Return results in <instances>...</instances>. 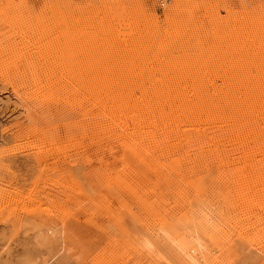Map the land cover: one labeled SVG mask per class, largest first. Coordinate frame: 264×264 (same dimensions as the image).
I'll return each mask as SVG.
<instances>
[{
    "label": "rangeland",
    "instance_id": "obj_1",
    "mask_svg": "<svg viewBox=\"0 0 264 264\" xmlns=\"http://www.w3.org/2000/svg\"><path fill=\"white\" fill-rule=\"evenodd\" d=\"M170 1L0 0V264H264V0H186L189 42L150 17ZM119 13L157 32L148 60L82 57ZM153 60L201 71L183 79L199 107Z\"/></svg>",
    "mask_w": 264,
    "mask_h": 264
},
{
    "label": "bare ground",
    "instance_id": "obj_2",
    "mask_svg": "<svg viewBox=\"0 0 264 264\" xmlns=\"http://www.w3.org/2000/svg\"><path fill=\"white\" fill-rule=\"evenodd\" d=\"M158 2H159V4H160V6L162 7V6H164V5H166V4H170V0H158ZM151 4H152V2H151ZM153 5V4H152ZM159 6V7H160ZM148 7H150V6H148ZM191 8L193 7V6H190ZM189 7V5H187V3H186V0H176V3L174 4V7H172V9L169 11V12H162V14H158V13H156L155 11H153V10H149V12H150V17H151V19L152 20H166L167 22H169L172 26L171 27H173L174 28V31H175V35L174 36H176V37H179L181 34H184V33H186L187 35H185L184 36V38L186 39L187 38V40H184L185 42H189L190 40V38H192V36H193V34L192 33H194V31H196V28H195V26L193 25V23L191 24V21L193 20V17H194V15H193V13L191 12V8ZM170 9V8H169ZM193 9V8H192ZM106 10V9H105ZM110 13V12H109ZM142 13V12H141ZM227 13H228V15L230 16V19H232V22H229L230 24L231 23H233V24H236V20H235V17L233 16V14L231 13V11L229 10V8H227ZM71 14V13H70ZM103 14V13H102ZM126 14H128V13H126ZM105 15H107L108 16V13L107 12H105L104 13V16ZM110 15V14H109ZM124 15V14H123ZM129 15V14H128ZM131 15V14H130ZM236 15V14H235ZM103 16V17H104ZM111 16V15H110ZM137 16V15H136ZM106 17V16H105ZM122 17V14L121 13H119L117 16H116V14H114V16H111V17H109V18H107L108 20L106 21V25H105V27H108V29H109V31H110V29H111V27H112V25H114L113 23H115L114 22V20H117V28L116 29H112L110 32H109V36L108 37H106V34H105V37H106V39L105 40H102V42H101V32H97V30L96 29H94V28H96V27H98V28H100L101 27V23H100V25L98 24V26H93L92 24H97V22L94 20V19H91V18H88V19H85V23H86V27L88 28L87 30H89V29H91L90 27L92 26V27H94L92 30H93V32H91V33H88V37L90 38L91 36H93L94 37V41L92 42V43H90V44H92V45H94V48H93V55H81L82 57H86V60H88L89 58H97V59H99V60H101V59H105V61L107 60L109 63L110 62H113V61H115V59H113V58H110V56L111 55H114L115 54V56H116V58L117 59H121V58H125V59H128L127 61H129V60H134V59H136V57H137V54H141V53H144V52H141L142 50H145V52H146V54H143L144 56H143V58L144 59H147V50L148 49H152L149 45H153V40L155 41V36H156V34H157V32H154V31H151L150 29L145 33V31H144V26H142L141 24H139V23H137V22H133V19L131 18V17H129L128 18V20H130V21H128V22H126L127 24H125V25H123V24H120V22H119V20H121L120 18ZM74 18V17H73ZM93 18V17H92ZM126 18H127V16H126ZM125 18V19H126ZM134 18V17H133ZM240 18L241 19H243V21L246 19H248L247 17H243V16H240ZM137 19V18H136ZM68 20H69V22H70V24H71V22H73V21H71V20H73V19H69L68 18ZM98 20V19H97ZM135 20V19H134ZM99 21V20H98ZM126 21V20H125ZM104 22H105V20H104ZM124 22V21H123ZM139 22V21H138ZM193 22V21H192ZM84 23V24H85ZM213 23V22H212ZM258 23H259V21H258ZM169 24V25H170ZM216 24H218V22L216 21V23L214 24V25H216ZM224 24H228V21L226 22H224ZM72 25V24H71ZM108 25V26H107ZM147 26H150V25H147ZM202 26V25H201ZM207 26V25H206ZM245 26V21H244V24L241 22V24H239V26L238 27H236V26H234V28L236 27V28H238V29H236L237 30V32L239 31V33H241L242 32V29H240V28H242V27H244ZM152 27V26H151ZM205 27V26H204ZM203 27V28H204ZM217 27V26H216ZM80 28H82V27H80ZM113 28H115V27H113ZM147 28V27H146ZM202 28V29H203ZM78 30V29H77ZM81 30V29H80ZM85 30V29H84ZM158 30V29H157ZM217 30V29H216ZM219 30H221V29H219ZM225 30V29H224ZM224 30H223V32H224ZM76 31V30H75ZM79 31V30H78ZM203 31H205V30H203ZM235 31V30H234ZM80 32V31H79ZM81 32H82V30H81ZM148 32H150V34L148 33ZM209 32V31H208ZM222 32V31H221ZM262 32V31H261ZM206 33V32H205ZM210 33V32H209ZM218 33V32H217ZM239 33H237V35L239 34ZM87 34V33H86ZM195 34V33H194ZM224 34V33H223ZM222 34V35H223ZM226 34V33H225ZM233 34V33H232ZM257 34V33H256ZM79 35H82V34H77V36H79ZM84 35H85V33H84ZM207 35V33L206 34H203L202 36H201V38H205V36ZM218 35V34H217ZM228 35V34H227ZM234 35V34H233ZM236 35V34H235ZM209 36H210V34H209ZM223 36H225V35H223ZM222 36V37H223ZM259 36V35H258ZM173 37V36H172ZM183 37V36H182ZM194 37V36H193ZM198 37V36H197ZM200 37V36H199ZM207 37V36H206ZM212 37V36H211ZM220 37H221V35H220ZM235 37V36H234ZM225 38V37H224ZM229 38V37H228ZM227 38V39H228ZM231 38V37H230ZM229 38V39H230ZM236 38H237V36H236ZM240 38V37H239ZM103 39V38H102ZM178 39V38H177ZM241 39V38H240ZM246 39V38H245ZM176 40V39H175ZM196 41H197V39H195ZM213 40V39H212ZM236 40V39H235ZM243 40V39H242ZM165 41V40H164ZM183 41V40H182ZM203 41V40H202ZM210 41V40H209ZM226 41H228V40H226ZM226 41H224V42H226ZM234 41V40H233ZM238 41V40H237ZM241 41V40H240ZM172 42V41H171ZM175 42V41H174ZM199 42V41H198ZM231 41H229L228 43H230ZM235 42V41H234ZM242 42H244V41H242ZM163 43V42H162ZM166 43V42H165ZM210 43V42H209ZM215 43V42H214ZM246 43V42H245ZM72 44H77V43H73L72 42ZM88 43H86V42H82V43H79V44H77L78 45V47H79V49H82V48H84L86 45H87ZM211 44V43H210ZM235 44V43H234ZM244 44V43H243ZM181 45V44H180ZM72 46V45H71ZM71 46H70V48H71ZM238 46H240V45H238ZM73 47V46H72ZM78 47H77V49H78ZM150 47V48H149ZM215 47V46H214ZM225 47V46H224ZM244 47H245V45H244ZM227 50V49H226ZM248 50V49H247ZM260 50V49H259ZM245 51V50H244ZM151 52V51H150ZM206 52H207V50H206ZM236 52V51H235ZM246 52V51H245ZM114 53V54H113ZM165 53V52H164ZM223 53V52H222ZM229 53V52H228ZM244 53V52H243ZM153 54V53H152ZM159 53H157V55H158ZM162 53H160L159 55H161ZM235 54H237V53H235ZM249 54V53H248ZM150 55H151V53H150ZM150 55H148L149 57H151ZM156 55V54H155ZM158 55V56H159ZM231 55V54H230ZM253 55V54H252ZM251 55V56H252ZM260 55V54H259ZM257 56V58L259 59V57L260 56ZM77 56V55H76ZM152 56H154V55H152ZM247 56V55H246ZM251 56H250V58H251ZM262 56V55H261ZM66 57V56H65ZM146 57V58H145ZM161 57H162V55H161ZM163 57H164V54H163ZM221 57V56H220ZM254 57V56H253ZM252 57V58H253ZM256 57V56H255ZM61 58V57H60ZM77 58V57H76ZM88 58V59H87ZM141 58V57H140ZM152 58V57H151ZM155 58V57H154ZM260 58H262V57H260ZM78 59H79V57H78ZM84 59V58H83ZM124 59V60H125ZM163 59V58H162ZM168 59V58H167ZM170 59V58H169ZM235 59V58H234ZM242 59V58H241ZM255 59V58H254ZM257 59V60H258ZM61 60H63V59H61ZM71 60V59H70ZM73 60V59H72ZM90 60H92V59H90ZM148 60V59H147ZM155 60V59H154ZM153 60V62H150L151 64L150 65H147V64H145V62L146 61H144V63H142L141 62V64H143V69H147L145 66H147V67H150V66H152L151 68L153 69V70H151V69H148V70H151V71H155V72H160V73H163L165 76H169L170 74H173L174 75V73H175V75H174V77L172 78V79H169V80H167L168 82H166V86L165 87H167L168 88V93H174V92H178V94L179 95H182V96H184V95H186L187 96V92H188V90L191 88V87H188L189 85H190V83H188L189 85H186L187 83H185L186 81L185 80H183V79H186L187 78V80H191L192 79V77H194V76H196V79H194V81L195 80H197V81H195V83H196V85H194V86H192V84H191V86H192V90H194V91H197V86L199 85L198 84V82H199V80H200V77L199 76H201V75H199V74H197V73H201V71L200 72H195V73H191V74H188L187 73V69L186 68H184V66L182 65V67L181 66H177V64H175L174 62H172L171 61V63H174V64H165V63H163V64H161L162 62L161 61H157V60H159V59H157L156 61H154ZM212 60V59H211ZM244 60H245V58H244ZM246 60H247V58H246ZM249 60V62L251 63V59H248ZM263 60V59H262ZM53 61V60H52ZM121 61V60H120ZM122 61H123V59H122ZM163 61V60H162ZM168 61V60H167ZM170 61V60H169ZM218 61V60H217ZM243 61V60H242ZM255 61H256V59H255ZM101 62V61H100ZM131 62V61H130ZM136 62V61H135ZM149 62V61H148ZM165 62H166V60H165ZM177 62V61H176ZM193 62V61H192ZM210 62V61H209ZM219 63H220V61H218ZM239 62H241V61H239ZM249 62H247V63H249ZM256 62H258V61H256ZM260 62V61H259ZM263 62V61H262ZM74 63V62H73ZM78 63V62H77ZM114 63L115 62H113V65H114ZM119 63V62H118ZM124 63V62H123ZM129 63V62H128ZM168 63V62H167ZM213 63V62H212ZM231 63V62H230ZM244 63V62H243ZM250 63L249 64H246V65H250ZM81 64V63H80ZM137 64V63H136ZM165 64V65H164ZM211 64V63H210ZM216 64V63H215ZM232 64V63H231ZM241 64V63H240ZM253 64V63H252ZM258 64V63H257ZM61 65V64H60ZM64 65V64H63ZM79 65V64H78ZM88 65V64H87ZM107 65V64H106ZM112 65V64H111ZM119 65H120V63H119ZM127 65V64H126ZM214 65V64H213ZM260 65V64H259ZM262 65V64H261ZM82 66V65H81ZM133 66H134V64H133ZM137 66H138V64H137ZM252 66V65H251ZM255 66H256V64H255ZM69 67V66H68ZM73 67V66H72ZM84 67V66H83ZM110 67V66H109ZM118 67V66H117ZM139 67V66H138ZM237 67V66H236ZM239 67V66H238ZM247 67V66H246ZM250 67V66H249ZM262 67H263V65H262ZM86 68H87V66H86ZM121 68V67H120ZM251 68V67H250ZM252 68H254L255 69V67H254V64H253V67ZM256 68H258L259 69V67L258 66H256ZM109 69V68H108ZM107 69V70H108ZM111 69V68H110ZM119 69V68H118ZM191 69V68H190ZM222 69V68H221ZM243 69V68H242ZM247 69V68H246ZM63 70V69H62ZM87 70V69H86ZM90 70V69H89ZM131 70V69H130ZM141 70V69H140ZM200 70V69H199ZM229 70V69H228ZM241 70V69H240ZM250 70V69H249ZM249 70H245L244 69V71H243V73H245V71H249ZM252 70V69H251ZM251 70L249 71V72H251ZM115 71V70H114ZM117 71V70H116ZM129 71V70H128ZM131 71H133V70H131ZM139 71V70H138ZM144 71V70H143ZM142 71V72H143ZM190 71V70H189ZM194 71V70H193ZM231 71V70H230ZM237 71H239V70H237ZM254 71V70H253ZM253 71H252V73H253ZM255 71H256V69H255ZM260 71H262L261 69H260ZM84 72H86V71H84ZM100 72V71H99ZM108 72V71H107ZM110 72V71H109ZM137 72V71H136ZM142 72H141V74H142ZM211 72V71H210ZM213 72V71H212ZM211 72V73H212ZM219 72H220V70H219ZM222 72V71H221ZM224 72V71H223ZM227 72V71H226ZM246 72V73H247ZM264 71H262V73H263ZM88 73V72H87ZM86 73V74H87ZM90 73V72H89ZM95 73V72H94ZM125 73H127V72H125ZM132 73V72H131ZM133 73H134V71H133ZM138 73V72H137ZM144 73H148V72H146V70H145V72ZM159 73V74H160ZM209 73V72H208ZM218 73V72H217ZM231 73V72H230ZM240 73V72H239ZM241 73H242V71H241ZM256 73V72H255ZM258 73V72H257ZM256 73V74H257ZM261 73V72H260ZM78 74V73H77ZM85 74V73H84ZM104 73H102V75H103ZM106 74V73H105ZM112 74V73H111ZM118 74V73H117ZM135 74V73H134ZM155 74V73H154ZM207 74V73H206ZM229 74V73H228ZM237 74H238V72H237ZM237 74H235L234 73V75H237ZM254 74V73H253ZM74 75V74H73ZM81 75V74H80ZM83 75V74H82ZM94 75V74H93ZM108 75H109V73H108ZM125 75V74H124ZM131 75H133V74H131ZM144 75V74H143ZM205 75V74H204ZM214 75V74H213ZM212 75V76H213ZM221 75V74H220ZM227 75V74H226ZM232 75H233V73H232ZM240 75V74H239ZM250 75H251V73H250ZM259 75V74H258ZM87 76V75H86ZM89 76V75H88ZM87 76V77H88ZM92 76V75H91ZM90 76V77H91ZM96 76V75H95ZM99 76V79L97 80V81H99V84L101 85V84H103V83H101V73L98 75ZM97 76V77H98ZM119 76V75H118ZM137 76V75H136ZM147 76V75H146ZM158 76V75H157ZM161 77L163 76V75H160ZM176 76V77H175ZM187 76H189V77H187ZM219 76V75H218ZM223 76V75H222ZM221 76V77H222ZM238 76V75H237ZM241 76V75H240ZM244 75L242 74V77H243ZM252 76V75H251ZM250 76V77H251ZM256 76V78H257V75H255ZM255 76H254V78H255ZM260 76H262V75H260ZM105 77V76H104ZM126 77H128V76H126ZM131 77H133V76H131ZM135 77V76H134ZM133 77V78H134ZM140 77V76H139ZM171 77V76H170ZM204 77V76H203ZM220 77V76H219ZM227 77V76H226ZM235 77V76H234ZM245 77H246V75H245ZM247 77H249V74H248V76ZM249 77V78H250ZM89 78V77H88ZM92 78V77H91ZM93 78H95V77H93ZM120 78V77H119ZM136 78V77H135ZM195 78V77H194ZM199 78V79H198ZM244 78V77H243ZM252 78V80H253V76L251 77ZM87 79V78H86ZM106 79V78H105ZM110 79V77H108V80ZM122 79V78H121ZM143 79V78H142ZM152 79V78H151ZM154 79V78H153ZM167 79V78H166ZM221 79V78H220ZM223 79V78H222ZM224 79H228V78H224ZM236 80H237V77L235 78ZM238 79H240L239 77H238ZM92 80V79H91ZM115 80V79H114ZM230 80V79H229ZM235 80V81H236ZM251 80V79H250ZM250 80H249V84H250ZM251 80V81H252ZM96 81V82H97ZM104 81V80H103ZM133 81V80H132ZM135 81H136V79H135ZM232 81H234L233 79H232ZM235 81L233 82V83H235ZM237 81H239V80H237ZM244 81V80H243ZM256 81V80H255ZM90 82H93V81H90ZM106 82V81H105ZM140 82V81H139ZM182 82H184V83H182ZM191 82V81H190ZM192 82H193V80H192ZM228 82V81H227ZM247 82V81H246ZM253 82H254V80H253ZM85 83V82H84ZM93 83H95V82H93ZM107 83V82H106ZM131 83V82H130ZM194 83V82H193ZM239 83V82H238ZM237 83V85H238V87H239V85L240 84H238ZM248 83V82H247ZM246 83V84H247ZM262 83H263V81H262ZM92 84V83H91ZM90 84V85H91ZM97 84V83H96ZM95 84V85H96ZM154 84V83H153ZM156 84V83H155ZM229 84V83H228ZM254 85H255V83H253ZM86 85V84H85ZM88 85V84H87ZM86 85V86H87ZM94 85V86H95ZM110 85V84H109ZM127 85V84H126ZM129 85V84H128ZM138 85V84H137ZM161 85V84H160ZM159 85V86H160ZM230 85L232 86V83H230ZM235 85V84H234ZM233 85V86H234ZM236 85V86H237ZM244 85H245V82H244ZM250 85H252V84H250ZM259 85V84H258ZM163 86V85H162ZM225 86V85H224ZM248 86V85H247ZM88 87H90V86H88ZM92 87V86H91ZM96 87H97V85H96ZM106 87V86H105ZM108 87V86H107ZM127 87V86H126ZM136 87V86H135ZM204 87V86H203ZM228 87V86H227ZM235 87V86H234ZM240 87H241V85H240ZM242 87H244V86H242ZM249 87V86H248ZM251 87H253V86H251ZM260 87V86H259ZM258 87V88H259ZM263 87H264V85H263ZM263 87H262V89H263ZM97 88H99V86L97 87ZM137 88V87H136ZM155 88V87H154ZM162 88V87H161ZM196 88V89H195ZM199 88H200V86H199ZM254 88H255V86H254ZM94 89V88H93ZM96 89V88H95ZM103 89V88H102ZM116 89V88H115ZM127 89V88H126ZM158 89V88H157ZM208 89H210V88H208ZM212 89V88H211ZM229 89H230V86H229ZM244 89V88H243ZM247 89V88H246ZM86 90V89H85ZM88 90V89H87ZM97 90H101V89H97ZM121 90V89H120ZM131 90V89H130ZM200 90V89H199ZM204 90V89H203ZM224 90V89H223ZM249 90V89H248ZM252 90V89H251ZM255 90V89H254ZM254 90H253V92H254ZM258 90V89H257ZM92 91V90H91ZM105 91V90H104ZM123 91V90H122ZM161 91H162V89H161ZM229 91V90H228ZM236 91V90H235ZM242 91V90H241ZM245 91V90H244ZM247 91V90H246ZM250 91V90H249ZM256 91V90H255ZM261 92H259V93H262L263 91L262 90H260ZM95 92V91H94ZM98 92V91H97ZM101 92V91H100ZM109 92H111V91H109ZM166 92V91H165ZM199 92V91H198ZM205 92H206V90H205ZM210 92V91H209ZM223 92V91H222ZM227 92V91H226ZM248 92V91H247ZM99 93V92H98ZM106 93V92H105ZM112 93V92H111ZM142 93H144V92H142ZM200 93H202V92H200ZM207 93H208V91H207ZM215 93H217L218 94V91L217 92H215ZM241 93V92H240ZM246 93V92H245ZM250 93V92H249ZM256 92H254V94H255ZM99 94H101V93H99ZM147 94V93H146ZM157 94V93H156ZM160 95H161V92L159 93ZM189 94H190V92H189ZM203 94H205V93H203ZM227 94V93H226ZM253 94V95H254ZM106 95V94H105ZM129 95V94H128ZM145 95V94H144ZM175 95H176V93H175ZM200 95V94H199ZM202 95V94H201ZM207 95V94H206ZM209 95V94H208ZM214 95V94H213ZM252 95V96H253ZM98 96V95H97ZM100 96V95H99ZM142 96V95H141ZM157 96H159V95H157ZM171 98H172V96H171V94L169 95ZM168 96V97H169ZM189 96V95H188ZM215 96V95H214ZM221 96V95H220ZM226 96V95H225ZM247 96V95H246ZM249 96V95H248ZM261 96V95H260ZM263 96V95H262ZM96 97V96H95ZM167 97V96H166ZM175 97V96H174ZM176 97H178V96H176ZM201 97V96H200ZM219 97V96H218ZM258 97H259V95H258ZM258 97H256V99L258 98ZM102 98V97H101ZM116 98V97H115ZM121 98V97H120ZM145 98V97H144ZM183 98V99H182ZM186 98H189V97H186ZM185 98V96L184 97H181V99H179L180 100V102L178 103V105H180V106H186V105H189L188 107H190V106H192L190 103H192L193 101H192V99L191 100H188V99H186ZM190 98H191V96H190ZM198 98V97H197ZM228 98V97H227ZM250 98V97H249ZM178 99V98H177ZM199 99V98H198ZM220 99V98H219ZM263 99V98H262ZM101 100V99H100ZM116 100V99H115ZM148 100V99H147ZM175 100V99H174ZM193 100H195V98L193 99ZM206 100V99H205ZM218 100V99H217ZM99 101V100H98ZM126 101V100H125ZM173 101V100H172ZM176 101V100H175ZM199 101V100H198ZM250 101V100H249ZM252 101V100H251ZM255 101V100H254ZM262 101V100H261ZM111 102V101H110ZM140 102V101H139ZM144 102V101H143ZM196 102V101H195ZM203 102V101H202ZM204 102H207V101H204ZM221 102V101H220ZM117 103V102H116ZM172 103H174V102H172ZM171 103V104H172ZM200 103V101L199 102H197V104H199ZM260 103V102H259ZM262 103H263V101H262ZM105 104H106V102H105ZM177 104V103H176ZM193 104V103H192ZM196 103L195 104H193V106L194 105H197ZM206 104V103H205ZM212 104V103H211ZM258 104V103H257ZM112 105V104H111ZM121 105V104H120ZM126 105V104H125ZM175 105V104H174ZM178 105L176 106V107H178ZM201 105V104H200ZM208 105L210 106V104L208 103ZM254 105V104H253ZM114 106V105H113ZM141 106V105H140ZM144 106H146V105H144ZM198 107H199V105H197ZM202 106V105H201ZM203 106H205L206 107V105H204V103H203ZM213 106V105H212ZM211 106V107H212ZM238 106V105H237ZM260 106H261V103H260ZM124 107V106H123ZM130 107V106H129ZM147 107V106H146ZM174 108V109H176L177 110V108ZM215 107V106H214ZM224 107V106H223ZM251 107H253V106H251ZM208 108V107H207ZM213 108V107H212ZM127 109V108H126ZM178 109H180V108H178ZM184 109V108H183ZM183 109H181V110H183ZM189 109V108H188ZM202 109V108H201ZM211 109V108H210ZM130 110V109H129ZM136 110V109H135ZM191 110V109H190ZM197 110V109H196ZM207 110V109H206ZM209 110V109H208ZM152 111V110H151ZM200 111V110H199ZM105 112V111H104ZM117 112H118V110H117ZM121 112V110L119 111V113ZM132 112V111H131ZM177 112V111H176ZM187 112V111H186ZM188 112H189V110H188ZM196 112V111H195ZM224 112V111H223ZM222 112V113H223ZM249 112V111H248ZM263 112V111H262ZM181 113V112H180ZM184 113V112H183ZM193 113H194V111H193ZM139 114V113H138ZM190 114V113H189ZM189 114H187V115H189ZM257 114V113H256ZM135 115V114H134ZM182 115V114H181ZM259 115V114H258ZM160 116V115H159ZM211 116V115H210ZM154 117V116H153ZM171 117V116H170ZM174 117V116H173ZM227 117V116H226ZM158 118V117H157ZM187 118V117H186ZM211 118V117H210ZM214 118V117H213ZM258 118V117H257ZM261 118V117H260ZM263 118V117H262ZM169 119V118H168ZM171 119V118H170ZM178 119V118H177ZM212 119V118H211ZM223 119V118H222ZM153 120V119H152ZM227 120V119H226ZM251 120V119H250ZM192 121V120H191ZM207 121V120H206ZM219 121V120H218ZM252 121H253V119H252ZM256 121V120H255ZM245 122V121H244ZM186 123V122H185ZM256 123V122H255ZM153 124V123H152ZM202 124V123H201ZM156 126V125H155ZM257 126H258V124H257ZM234 127V126H233ZM255 127V126H254ZM174 128V127H173ZM178 128V127H177ZM254 129V128H253ZM256 129V128H255ZM258 129V128H257ZM252 130V129H251ZM232 131H234V130H232ZM240 131V130H239ZM259 131L260 130H258V132L257 133H259ZM241 132V131H240ZM239 132V133H240ZM246 132V131H245ZM231 133H234V132H231ZM235 133H237V131L235 132ZM239 133H237L238 135L237 136H239ZM244 133V132H243ZM243 133H241V134H243ZM250 133V132H249ZM252 133V132H251ZM254 133V132H253ZM241 134H240V136H241ZM244 135H245V133H244ZM222 136V135H221ZM247 136V135H246ZM231 138V137H230ZM236 138H239V137H236ZM242 138H243V136H242ZM242 138H240V140L242 139ZM244 139V138H243ZM262 140V139H261ZM246 142V141H245ZM250 143V142H249ZM246 144H247V142H246ZM176 148V147H175ZM257 150V149H256ZM222 153V152H221ZM253 166V165H252ZM255 166V165H254ZM264 167V166H263ZM179 201V200H178ZM181 209V208H180Z\"/></svg>",
    "mask_w": 264,
    "mask_h": 264
}]
</instances>
